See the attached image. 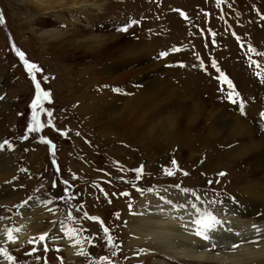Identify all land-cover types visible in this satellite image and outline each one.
Listing matches in <instances>:
<instances>
[{"label": "rangeland", "instance_id": "374dc122", "mask_svg": "<svg viewBox=\"0 0 264 264\" xmlns=\"http://www.w3.org/2000/svg\"><path fill=\"white\" fill-rule=\"evenodd\" d=\"M108 3L111 4L110 10L107 13L98 11L97 18H93L96 28L92 31L84 30L86 34L83 38L92 35L116 36L124 39L125 48H131L128 51L134 52L137 48L143 57L145 73L150 75L149 80L147 78L148 81H145V89L138 82L130 84L129 89L111 82L109 85H95L91 90H85L81 83L92 78L84 72L92 65L93 59H84L82 53L64 54L62 50L50 49L49 45L39 40V29L32 35L29 28L24 26L25 19L16 18L17 4L6 3L3 6L0 0V19L3 20L0 23V92L3 91L0 104L6 105L8 101L11 107L8 112L2 113L3 116L0 115V145L3 146L0 152L12 144H16L19 149L21 159L13 181L20 182L21 186L13 188L11 198L28 196L23 201L25 203L43 187L53 190L60 202L65 204L67 217L91 236L90 249L101 264H122L124 261L137 264L117 249L121 246L122 236L118 222L121 207L132 208V196L145 193L155 181L172 186L179 179H187L190 172L182 168L176 156H170L164 162L166 166H158L159 173L153 180L145 181L146 176L149 178L145 172L146 159L133 169L125 162L127 160L138 164L142 158L152 155L150 150L145 154L140 151V146L129 141L131 130L141 127V124L148 132L163 127L168 130L174 122L178 123V127H193L195 132L191 139L194 141L189 140V148L179 144L175 152L210 147V150L202 152V164L207 155L210 156L209 152L213 156L220 151L224 152L226 156L221 166L232 167L241 187L255 184H259L260 189L264 187V21L256 23L257 15L264 14V0H109ZM222 13L227 18L225 22L218 18L224 24L222 28L228 30L231 26L252 39L244 54L241 53L237 34H231L230 31L225 35L211 32L214 29L210 25L213 19L210 17L217 18ZM180 15L187 16V19L181 20ZM55 25L52 28L67 30L65 25ZM33 28L39 27L33 24ZM17 49L24 54V59L41 69L35 72V81L17 55ZM249 50L251 52L246 53ZM208 64L214 68L220 67V75L225 73L222 79L224 77L228 83H233L232 94L220 88L221 84L220 87L216 86L211 81L214 80L212 77L202 74V70H211H206ZM136 66H129L128 70ZM181 68L186 69L182 71V79L177 73ZM188 75L199 78L198 83L185 86L181 80H188ZM101 77L96 78L99 80ZM66 80L73 85L69 87ZM37 81L40 89L49 95L42 98L34 109L32 105L37 99ZM192 81L188 80L189 83ZM179 88L180 91H177ZM68 89L71 92L66 99L64 93ZM103 92L112 97L108 100L112 107L106 113H110L113 121L116 120L109 132L110 146L109 141L101 136V132H105L102 124L110 117L102 115V118L90 124L93 115L84 116L79 112L84 105L80 95L92 93L95 101L91 106L104 113V106L99 107L102 103L96 105ZM34 117H38V123ZM240 125L246 128H240ZM243 133L244 137L241 136ZM215 135L218 139L214 141L212 139ZM220 141L224 143V148L215 144ZM209 143H213L214 147ZM37 144L47 151L44 160H40L42 164L39 161L40 165L36 162L43 155L42 152L34 157L37 160L29 158L30 150ZM194 169L196 172V166ZM169 172L172 175H168ZM221 173L223 175L219 172L218 176L214 173L201 174L204 186L212 188L213 185H221L228 172ZM8 182L6 185H9ZM181 185L178 182L175 187L179 189ZM21 191L26 192L24 196H21ZM209 194L215 196L220 193L214 190ZM120 202L121 206H118ZM39 246H27L21 253L19 250L23 249L13 250L12 253L20 262L25 261L22 264H52L58 258L59 254L55 253L60 248L54 243L48 249L45 244Z\"/></svg>", "mask_w": 264, "mask_h": 264}, {"label": "bare ground", "instance_id": "6f19581e", "mask_svg": "<svg viewBox=\"0 0 264 264\" xmlns=\"http://www.w3.org/2000/svg\"><path fill=\"white\" fill-rule=\"evenodd\" d=\"M108 2L109 0H2V5L4 6L6 3L17 4L16 18L25 19L24 26L29 28V33L32 35H35V30L39 29V40L49 45L50 49L62 50L64 54L69 52L82 53L84 59H93L92 65L84 72L92 78L81 83L85 90H91L95 85L104 86L112 83L121 84L122 88H128L134 82H138L137 84L145 89V85H147L145 81L149 80L150 75L145 73L143 57L139 54L140 51L137 52V48L134 52L128 51L131 48H125L124 39L116 36L92 35L83 38V35L86 34L84 30L92 31L96 28L93 24V18H97L98 11L107 13L110 10L111 4ZM5 16L7 18V15ZM55 23L60 26L65 25L67 30L52 28ZM33 24L38 25L39 28L34 29ZM225 40L224 42H227ZM134 64H137L136 68L128 70V67ZM203 67H206L205 64ZM207 69L211 70L207 72L202 70V74L208 78L209 76L212 77L214 80L211 81L216 86L221 84L222 87L219 86L220 88L226 89L227 94H232L233 87L231 85L233 83L229 86L225 78L222 79V75L225 73L220 75V67L214 68L208 64ZM184 70L186 69L181 68L177 71L180 79L183 78L181 75L184 74L182 72ZM98 76L102 77L97 80L96 77ZM147 78L148 80H146ZM220 79L222 82L219 81ZM188 80L194 81L189 83ZM188 80L186 78V81H181L185 86L187 84L196 85L199 78L195 79L188 75ZM66 83L69 87L73 85L68 80ZM114 87L118 88L119 86ZM0 88H2L1 84ZM153 90L155 91V89ZM177 91H180V88ZM238 91L239 89L236 90V92ZM70 92L68 89L64 93L66 99H68ZM2 94L3 91L0 92V96ZM91 94L83 93L80 95L84 105L79 109V112L84 116L93 115L90 124H93V120L102 118V115L110 117L102 124V126L104 125L103 129L101 128L103 131L105 130V132H101V136L109 141L108 146H110V130L116 120L113 121L110 113L107 114L106 111L112 107L111 102L108 101L112 97L104 93L100 98L101 100L96 104L99 106V103H102V106L99 107L104 106L103 113L91 106L95 101ZM9 103L7 101L6 105L0 104L1 116H3V112H8L11 109ZM105 103L110 104V106L108 107ZM89 108L93 114L89 112ZM177 125L178 123L174 122L168 130L163 127L148 132L144 130L141 124V127L130 131L131 138L129 141L132 140V143L140 146L141 152L146 154L147 150H150L149 152L152 154L142 158L138 164L125 160L127 166L130 165L129 167L132 169L140 166L143 159L147 160L145 172L149 178L146 176L145 181H152L154 176L159 173L158 166L164 164L170 156H176L183 165L182 168L187 169L190 174L187 179H179L178 182L182 183L179 189L175 187L178 182L170 186L155 181L153 185L147 186L148 189L145 193H135L132 196L131 199L134 201L132 208L121 207L118 222L122 236H120L121 246L117 249L124 257L137 264L143 262L147 264H264V192H262L264 187L262 186L263 188L260 189L259 184L252 186L241 184L244 185L241 187L238 184V177L235 178L232 167L230 165L221 166L226 156L224 152H218L217 155L220 153L218 156H213L211 155L212 152H209L210 156L207 155L203 164L200 162L202 152L210 150V147L199 150L198 148L183 149L175 152V147L179 144H183L182 147H188L191 135H194L192 133L195 132L193 127H178ZM223 128L226 130L225 127ZM232 129L229 130L232 131ZM239 132L237 131V133ZM250 133L248 134L251 135ZM243 135L244 133L241 136ZM251 136L253 137V135ZM216 138L217 135L212 140L215 141ZM191 140L194 141V139ZM212 144L209 143L210 146ZM215 144L224 148L222 141ZM33 146L29 158L37 160L38 158L34 159V157L42 152L43 155L41 154V158L36 162L40 165L39 161L44 160L47 151L38 144ZM16 147V144L14 146L12 144L0 152V264H22L25 261L17 260L14 252L12 253L13 250L23 249L19 250L21 253V251L26 250L25 247L27 246L39 248V245L42 247L44 244L41 242L49 243L48 240L50 239L60 243L57 246L60 247L59 252L62 251L55 253L56 255L59 254V258H55L52 264H101L93 250L90 249L92 246L91 236L67 217L65 204L60 202L59 197H56V192L43 187L44 189L42 188L35 193L25 203L23 201L28 197L24 196L26 192L21 191L23 198H11L13 188L21 186L20 182L13 181L14 174L17 173V165L20 164L21 159L19 149ZM197 157H199V161ZM136 164L137 166H135ZM195 166L196 172L194 171ZM223 171H227L228 175L225 180L223 179L224 182L221 185H213L212 188L204 186L201 174L214 173L218 176L217 174L219 172L221 174ZM28 172L27 174H29ZM216 179L217 177H215ZM7 181H9V185H6ZM207 181L208 179L205 180V182ZM199 186L201 187L198 188ZM214 190L219 191L220 194L211 196L209 192ZM17 204L19 205L15 207ZM118 206H121V202L118 203ZM204 224L209 225V227L205 228ZM210 231H214L218 236L209 237L205 240L203 235H208ZM41 236H44L45 239L40 240ZM248 241H258V243H249ZM213 244L216 245L214 251H207V249H212ZM233 244H240L241 246L233 251ZM49 245L45 244V247L49 248ZM5 253L7 254L5 255ZM122 264H127V261ZM129 264L131 263L129 262Z\"/></svg>", "mask_w": 264, "mask_h": 264}, {"label": "snow or ice", "instance_id": "6c2138e0", "mask_svg": "<svg viewBox=\"0 0 264 264\" xmlns=\"http://www.w3.org/2000/svg\"><path fill=\"white\" fill-rule=\"evenodd\" d=\"M0 23H3L2 19H0ZM124 30L126 31V29H124ZM16 51H17V55L20 56L21 60L26 65L28 72L32 75V79L35 81L36 80L35 72L40 71L41 69H39V67L37 65H35L33 63H29L26 59H24V54L22 52H20L18 49ZM229 84L231 85L230 81H229ZM36 88L38 90V94H37V99L34 101V103L32 105L34 109L40 104L42 98H47L48 95H49L48 93L43 92V90L40 89V83L38 81L36 82ZM0 99H2V97H0ZM34 120H37V123H38V117H34ZM32 130H36V129H32ZM0 147H3V146L0 145ZM137 171H141V170L138 169ZM168 175H172V173L169 172ZM221 175H223V173H221ZM93 219H95V218H93ZM204 227L207 228V227H209V225L204 224ZM253 227L255 228V226H253ZM105 232H107V229H105ZM203 238L205 240H207V239H209V236L207 234H204ZM44 239H45L44 236L40 237V240H44ZM248 242L249 243H258V241H248ZM240 246H241L240 244H233L232 245V250L235 251ZM6 254L7 253H5V255ZM81 254H83V253H81Z\"/></svg>", "mask_w": 264, "mask_h": 264}]
</instances>
